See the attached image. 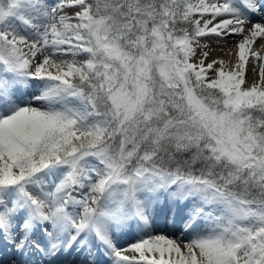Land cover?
<instances>
[{"label":"snow or ice","instance_id":"snow-or-ice-1","mask_svg":"<svg viewBox=\"0 0 264 264\" xmlns=\"http://www.w3.org/2000/svg\"><path fill=\"white\" fill-rule=\"evenodd\" d=\"M0 264H264V0H0Z\"/></svg>","mask_w":264,"mask_h":264},{"label":"bare ground","instance_id":"bare-ground-1","mask_svg":"<svg viewBox=\"0 0 264 264\" xmlns=\"http://www.w3.org/2000/svg\"><path fill=\"white\" fill-rule=\"evenodd\" d=\"M239 39L238 37H231L229 38V40L226 43H221L218 44L215 40L210 41L211 46H212V51H211V55L209 57V60L211 59H222L225 61H232L234 60V52L233 54L230 55L229 50L232 49L234 42ZM257 47H259V44L256 45ZM250 67V66H249ZM251 71L249 70L248 72V77L251 80ZM161 229H163V225L161 224L159 226Z\"/></svg>","mask_w":264,"mask_h":264}]
</instances>
